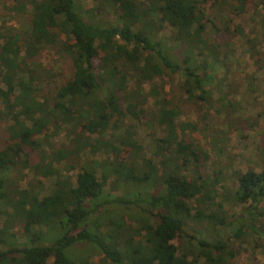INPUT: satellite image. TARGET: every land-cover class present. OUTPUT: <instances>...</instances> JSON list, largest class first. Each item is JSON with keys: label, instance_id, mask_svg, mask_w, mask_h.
<instances>
[{"label": "trees", "instance_id": "trees-1", "mask_svg": "<svg viewBox=\"0 0 264 264\" xmlns=\"http://www.w3.org/2000/svg\"><path fill=\"white\" fill-rule=\"evenodd\" d=\"M91 3L8 2L25 21L0 26V264H263L264 165L234 171L235 190L221 192L222 169L208 170L204 142L222 153L230 128H254L226 83L241 50L253 61L245 78L264 81V0ZM45 47L68 67L58 82L36 70ZM184 102L198 106L195 120L180 119ZM61 126L68 145L54 149L51 130ZM141 126L154 129L156 162ZM98 152L113 160H92ZM20 169L55 175L50 192L40 197L37 180L19 187ZM108 180L123 194L108 195ZM78 243L96 248V262L75 260Z\"/></svg>", "mask_w": 264, "mask_h": 264}, {"label": "rangeland", "instance_id": "rangeland-1", "mask_svg": "<svg viewBox=\"0 0 264 264\" xmlns=\"http://www.w3.org/2000/svg\"><path fill=\"white\" fill-rule=\"evenodd\" d=\"M84 4L91 6V0H82ZM8 2L10 0H0V26L4 28H8V26H12L15 28H21V25L24 23L25 18L16 15L15 17L12 15V13L8 12ZM249 13L253 12L252 4L248 5ZM210 11V10H208ZM249 16V15H248ZM247 16V18H249ZM109 19H111L110 15H107ZM246 18V17H245ZM256 19V18H255ZM114 22V20L112 19ZM249 21V20H247ZM3 23V24H2ZM7 26V27H6ZM248 29V28H246ZM164 33L166 35L169 34L168 27L166 26L163 28ZM206 37L209 39H215V30L213 27L209 24L207 31H206ZM38 63L36 70L39 72H44V70H52L56 73L55 82H58L62 76L59 74L57 75V72L62 73L65 76V72L68 73V67L65 66V59L58 54V50L56 48L51 47H45L42 50L39 51V53L36 55L35 59ZM234 65L232 67L231 72L228 74L226 87L232 86L231 83L237 86V90L235 92V99L239 101L240 105L242 106V111L244 108V112L250 116L249 120L254 123V128H250L249 130H246L244 132H240V130L232 129L230 128L228 131V140L223 144L225 146V150L222 153H218L212 146H209L207 142H204V147L206 148L207 152L209 153L208 158V170L212 172L215 169H222V182L219 184L221 192L224 190H230L234 191L236 188V181L234 180V171H244L247 168H252L256 171H259L262 166L264 165V157L260 154V147L263 146V142L261 141V138L264 136V81L263 79L261 81L256 80L253 78L252 80L245 78V74H250L253 71V61L251 58H249L243 51L237 52L235 54ZM64 68V69H63ZM45 71V72H46ZM224 74V69H220L218 71V76H222ZM230 83V84H229ZM249 87H256L258 91L254 92L253 94L247 93V88ZM215 97V96H214ZM183 107V113L181 115V120H195L197 118V115L200 114V111L198 109V106H196L193 103H186L184 102ZM216 115V112L212 115ZM226 121H231L232 123L234 120L233 115L230 116V118L225 119ZM235 121V120H234ZM222 124L221 126H224V129H227L226 126H228L224 120L221 119H212L211 124L213 123ZM210 125V123L208 124ZM152 127H144L141 126L138 128L139 132V141L145 147L147 150L148 156L156 162V158L154 156L155 148L153 146V143L150 139V133L153 132ZM51 133L53 134L50 138V142L53 144L54 149L57 147H62L65 145V128L61 126V128H52ZM242 133V134H241ZM206 134V133H205ZM197 137L202 138L203 133L202 131H198L196 134ZM68 143H66V146ZM47 147V146H45ZM56 147V148H55ZM85 155H88L87 151L84 152ZM128 153V149L124 148L122 152L120 153V158L125 159ZM89 155L88 157H90ZM33 158V157H32ZM92 160H106L108 162H111L113 160L112 155H104L102 152H98L94 156L91 157ZM56 169L60 171V175L64 176L69 174V171L65 170V160L63 161L62 165L57 164ZM16 171H14V175L16 176ZM74 173V172H73ZM23 175L22 181L18 182L19 187H23L26 185L27 181L35 183L36 182V190L39 191L40 197L48 194L50 190L52 189V185L54 183L55 175L49 176L47 178L41 177V175L33 176L30 174L28 169H20L18 176ZM20 178V177H19ZM108 184L105 186V191L112 195H122L123 191L122 189H116L111 190L110 188V180L107 182ZM151 191V190H150ZM237 210V208H235ZM95 216H97V212H95ZM6 218L5 214H2L0 216V222L1 225L3 224L4 220ZM16 230H13V232H16ZM226 233H229L228 230ZM20 235H17V240L22 241L21 238H19ZM180 239V238H179ZM176 240L179 244H181L182 239ZM186 240V239H184ZM50 242V240H49ZM48 242V243H49ZM242 246L249 248V245L247 243L242 242ZM70 250V253L74 255L75 260L78 259V257H91L92 260L96 262L98 259V251L92 244H86V243H78L74 247H72ZM69 254V251H68ZM256 256L257 259H259L264 264V244L262 247L256 248ZM108 264H111L110 262ZM197 264H201L199 261Z\"/></svg>", "mask_w": 264, "mask_h": 264}]
</instances>
